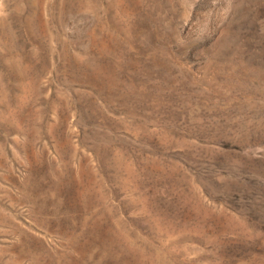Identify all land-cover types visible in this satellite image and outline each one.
<instances>
[{
    "label": "rangeland",
    "instance_id": "obj_1",
    "mask_svg": "<svg viewBox=\"0 0 264 264\" xmlns=\"http://www.w3.org/2000/svg\"><path fill=\"white\" fill-rule=\"evenodd\" d=\"M0 264H264V0H0Z\"/></svg>",
    "mask_w": 264,
    "mask_h": 264
}]
</instances>
